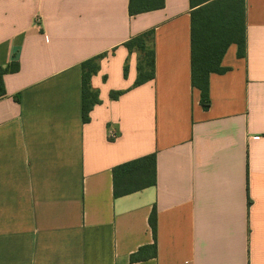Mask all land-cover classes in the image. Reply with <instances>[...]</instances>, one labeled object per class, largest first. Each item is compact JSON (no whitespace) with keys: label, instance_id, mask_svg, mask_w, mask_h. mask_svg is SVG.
I'll return each instance as SVG.
<instances>
[{"label":"crops","instance_id":"1","mask_svg":"<svg viewBox=\"0 0 264 264\" xmlns=\"http://www.w3.org/2000/svg\"><path fill=\"white\" fill-rule=\"evenodd\" d=\"M163 2L0 0V70L17 67L0 95V264H264V0H244L245 55L227 47L207 110L190 0ZM143 34L144 51L125 46ZM99 55L83 122L82 63ZM147 156L155 184L114 197L113 169Z\"/></svg>","mask_w":264,"mask_h":264},{"label":"trees","instance_id":"2","mask_svg":"<svg viewBox=\"0 0 264 264\" xmlns=\"http://www.w3.org/2000/svg\"><path fill=\"white\" fill-rule=\"evenodd\" d=\"M196 3V4H195ZM163 0H129L130 15L154 11L163 7ZM191 4V53L190 82L192 88L200 92V103L203 110L209 108L208 78L210 74H223L228 69L221 66L222 57L230 44L237 45V56L245 55L244 37V0H190ZM143 34L128 41L129 49L136 47L144 51ZM148 54V53H147ZM146 54V55H147ZM104 55H99L82 63V121L89 120V112L98 103L96 93L89 87L91 75L98 70V61ZM151 57V54H148ZM147 56V57H148ZM153 68L152 59L149 61ZM17 67L0 70V95L3 94L2 75L6 71H15ZM151 72V71H150ZM126 73V70H125ZM150 78L152 74L149 73ZM147 79L138 69L135 85H140ZM121 93H110L111 99H117ZM113 195L120 197L155 184V158L147 156L138 160L117 166L112 171ZM150 226L155 232V213L149 218ZM148 252V253H147ZM155 245L140 248L130 256L131 263L155 257Z\"/></svg>","mask_w":264,"mask_h":264},{"label":"built area","instance_id":"3","mask_svg":"<svg viewBox=\"0 0 264 264\" xmlns=\"http://www.w3.org/2000/svg\"><path fill=\"white\" fill-rule=\"evenodd\" d=\"M115 137H116L115 133H112V132H111V133L109 134V139H110V140L115 139Z\"/></svg>","mask_w":264,"mask_h":264}]
</instances>
